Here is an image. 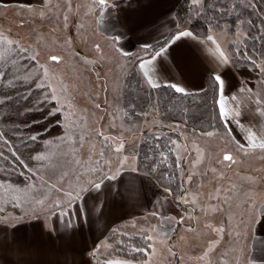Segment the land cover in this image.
Returning <instances> with one entry per match:
<instances>
[{
  "label": "rangeland",
  "instance_id": "rangeland-1",
  "mask_svg": "<svg viewBox=\"0 0 264 264\" xmlns=\"http://www.w3.org/2000/svg\"><path fill=\"white\" fill-rule=\"evenodd\" d=\"M120 1L107 0L112 7H101L98 0H47L46 6L34 9L0 7V63L13 71L9 83L31 86L54 103L63 128L35 155L31 180L23 186L0 182V264L9 263L2 261L3 256L15 261L17 252L22 259L32 258L16 233L3 231L66 208L73 200L70 194L86 191L118 170L138 171L143 135L156 133L159 127L174 130L177 137L182 198L165 190L170 197L169 219L149 217L118 225L105 241L108 256L116 261L105 263L249 264L252 258L264 259V150L252 148L244 130L253 121L233 119L225 128L218 105L212 102L211 124L196 128L191 122H165L156 103L150 108L135 106L132 99L141 95L140 88L153 89L136 60L146 54L122 55L114 41L101 38L98 31V20H113L108 14ZM149 10L154 16L160 8ZM130 16L135 21L136 15ZM130 29L136 34L135 26ZM213 35L229 47L241 42L245 31L231 34L228 28H218ZM259 68L255 90L264 95V82L260 83L264 61ZM226 155L232 159L225 160ZM259 213L262 221L257 224ZM254 233L260 234L259 242L253 240ZM137 238L150 259L138 257L143 253L136 251L141 247L135 246ZM125 242L130 247L123 249ZM128 251L135 257L126 256ZM97 253L87 252L86 261L103 264ZM52 257L43 256L41 262L47 264Z\"/></svg>",
  "mask_w": 264,
  "mask_h": 264
},
{
  "label": "crops",
  "instance_id": "crops-1",
  "mask_svg": "<svg viewBox=\"0 0 264 264\" xmlns=\"http://www.w3.org/2000/svg\"><path fill=\"white\" fill-rule=\"evenodd\" d=\"M46 1L0 0V7L42 8L46 6ZM180 2L181 0H121L111 15L108 14L109 18H114L113 20L103 19L104 17L102 21L101 18L98 20L100 37L107 38L110 42L113 40L112 44L117 51L123 49L131 54L142 51L146 54L142 58L147 59L152 54L143 51L141 45L147 43L153 47L168 38L177 26L175 12ZM155 6L159 7L160 11L150 16L149 9ZM131 14L136 15L135 21ZM137 17L140 19H136ZM131 26H135L136 34L131 32ZM175 36L163 46L166 50L162 57L156 59L153 80L161 85L176 84L189 94L203 92L213 73L221 75L226 84L228 109H238L240 112L238 117L233 115L230 120L253 121L246 127L256 136L257 143L264 139V116L260 114L264 112V95L258 88L255 90L259 81L252 87L238 75L232 65L227 44H223L219 37L213 35L216 42L213 44L206 38L175 39ZM217 45L228 57L229 63L219 61L216 54ZM262 82L263 79L260 83ZM241 87L251 91L241 92ZM232 95L237 96L236 101L231 100ZM96 184L100 187L96 188ZM70 195L73 200L66 208L50 212L49 217L40 216L33 221L17 224L16 228L8 227L3 231L6 234L10 232L9 235L16 233V239L19 242L23 241L21 244L25 253H29L32 258L22 259L21 254L16 251L15 261L5 260L4 256L2 261H8L7 264H46L41 262V257L52 255V260L47 264H92L86 261L85 254L95 251L103 258V263L115 262V256L107 254L105 241L118 225L130 224L141 218L170 217L168 193L154 179L140 174L135 168L118 170L102 181L94 183L86 191ZM260 221L262 213H259L257 224ZM24 229L26 230L23 233ZM255 234L253 240L256 238V242H259L260 234L256 237ZM147 258L150 259L149 255ZM250 263L263 264L264 259L252 258L249 260Z\"/></svg>",
  "mask_w": 264,
  "mask_h": 264
},
{
  "label": "trees",
  "instance_id": "trees-1",
  "mask_svg": "<svg viewBox=\"0 0 264 264\" xmlns=\"http://www.w3.org/2000/svg\"><path fill=\"white\" fill-rule=\"evenodd\" d=\"M175 18L177 26L168 38L154 45L148 53L159 50L184 30L202 39L218 28H228L231 34L244 30L243 40L230 43L228 47L232 65L252 87L261 79L259 63L264 61V0H200L199 4L181 0ZM218 23L221 27H217ZM0 67V75H3L0 78V182L23 186L34 177L35 155L42 151L44 141L62 134L61 117L54 112V103L42 99L33 87L16 81L9 83L14 77L6 63L1 62ZM212 82L214 84L212 79L208 80V83ZM213 84L195 94L177 93L166 86L149 92L140 88L138 94L141 95L134 96L132 100L135 106L141 107L150 108L153 103L158 104L165 113L162 117L165 122L177 123L180 120L191 122L196 128H204L211 124L212 102L214 104L217 99L216 85ZM155 129L157 134L145 131L143 135L138 172L154 179L162 189L172 194L180 193L182 198L180 172L183 162L175 154V131L166 127ZM32 136L36 139H31ZM136 242L139 243L135 246L143 249L144 242L138 238ZM123 247L130 246L125 242ZM135 255L129 251L126 254ZM139 256L145 257L144 254Z\"/></svg>",
  "mask_w": 264,
  "mask_h": 264
},
{
  "label": "snow or ice",
  "instance_id": "snow-or-ice-1",
  "mask_svg": "<svg viewBox=\"0 0 264 264\" xmlns=\"http://www.w3.org/2000/svg\"><path fill=\"white\" fill-rule=\"evenodd\" d=\"M98 3L101 7H112V5H107V0H98ZM193 4H199L200 0H192ZM251 6V5H249ZM118 7V5H117ZM249 23H252L251 21H249ZM217 27H221V25L218 23ZM207 32V30H206ZM181 37H191L193 40L196 39V36L194 35L193 32L191 31H180L176 36L175 39H180ZM206 39L208 41H211L213 44H215V40L213 39V36L211 35H206ZM119 41V37H117V42ZM8 44H11L12 41H7ZM152 48V45L150 44H142L141 45V49L145 52H147L149 49ZM166 49H164L163 45L161 46L160 50L157 51H153L152 55L149 56L147 59L142 58L141 56H136V60L138 61V67L141 70L143 77L147 80L148 85H150L153 89L161 87V86H166L170 89H174L175 92L177 93H184V94H188L185 92V89L182 87L177 86L176 84H166V85H161L157 82H155L152 78V75L155 74L156 71V65H155V61L157 58L162 57L164 51ZM118 51H121L122 55L128 56L131 53L128 51H124L123 49H118ZM216 54L218 55V59L221 63L227 64L229 63V59L228 57L225 55V53L223 51L220 50L219 45L216 46ZM245 58L247 59L248 57L245 56ZM54 61L58 62V57H52L51 58ZM258 66V65H257ZM151 73V74H150ZM210 79H212L214 81V84L216 85V91H217V99L214 101L217 105H218V117L224 122V126L225 128H228L229 125V120L233 118V115L238 117L240 115V112L238 109H234V110H230L228 109L227 105H228V99L225 96V81L224 79L221 77V75L215 74L213 73L210 76ZM241 92L244 91H251L250 89H245L243 87H241L240 89ZM231 100L232 101H236L237 100V96L236 95H232L231 96ZM257 103H259V101H257ZM232 113V114H230ZM262 116H264V112L260 113ZM237 125L239 127H243L239 124V121L237 120ZM245 131H247V137L246 139L249 141V143L251 144L252 148H260L262 150H264V139H262L259 143L256 142V136L252 134L250 129H244ZM229 133L231 134V130L229 129ZM207 135L211 136L212 133L208 132L206 133ZM31 139L35 140L36 137L32 136L30 137ZM117 151H120V148L116 149ZM36 159H42V157H36ZM225 160H231L232 157L230 155H226L224 157ZM96 188H99L100 185L96 184L95 185ZM216 231H220L222 232L223 229H217ZM148 240H151V237L147 238ZM136 251L142 252L145 256L148 255L147 252L144 251V249L142 248H138L136 249ZM117 264H119V262H117Z\"/></svg>",
  "mask_w": 264,
  "mask_h": 264
}]
</instances>
